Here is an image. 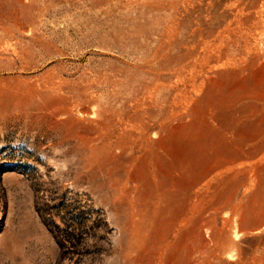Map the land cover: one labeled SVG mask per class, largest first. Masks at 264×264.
<instances>
[{
	"label": "rangeland",
	"instance_id": "rangeland-1",
	"mask_svg": "<svg viewBox=\"0 0 264 264\" xmlns=\"http://www.w3.org/2000/svg\"><path fill=\"white\" fill-rule=\"evenodd\" d=\"M0 264H264V0H0Z\"/></svg>",
	"mask_w": 264,
	"mask_h": 264
}]
</instances>
